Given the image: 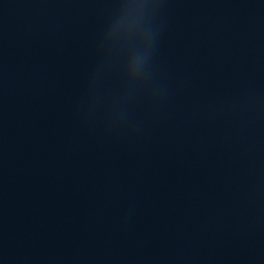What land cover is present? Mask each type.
<instances>
[{"label":"water","instance_id":"water-1","mask_svg":"<svg viewBox=\"0 0 264 264\" xmlns=\"http://www.w3.org/2000/svg\"><path fill=\"white\" fill-rule=\"evenodd\" d=\"M0 264H264V0H0Z\"/></svg>","mask_w":264,"mask_h":264}]
</instances>
